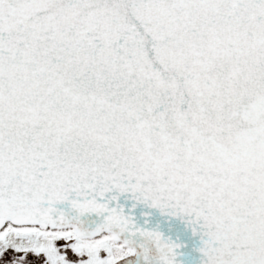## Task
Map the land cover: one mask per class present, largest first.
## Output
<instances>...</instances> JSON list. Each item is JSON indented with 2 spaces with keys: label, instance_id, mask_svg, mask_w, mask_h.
<instances>
[{
  "label": "snow or ice",
  "instance_id": "1",
  "mask_svg": "<svg viewBox=\"0 0 264 264\" xmlns=\"http://www.w3.org/2000/svg\"><path fill=\"white\" fill-rule=\"evenodd\" d=\"M0 264H264V0H0Z\"/></svg>",
  "mask_w": 264,
  "mask_h": 264
}]
</instances>
